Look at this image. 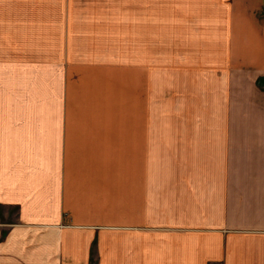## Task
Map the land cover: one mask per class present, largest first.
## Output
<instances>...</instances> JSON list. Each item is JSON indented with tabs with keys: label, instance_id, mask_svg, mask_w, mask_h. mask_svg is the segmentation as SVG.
<instances>
[{
	"label": "crops",
	"instance_id": "1",
	"mask_svg": "<svg viewBox=\"0 0 264 264\" xmlns=\"http://www.w3.org/2000/svg\"><path fill=\"white\" fill-rule=\"evenodd\" d=\"M154 1L0 0V264H264V0Z\"/></svg>",
	"mask_w": 264,
	"mask_h": 264
},
{
	"label": "rangeland",
	"instance_id": "2",
	"mask_svg": "<svg viewBox=\"0 0 264 264\" xmlns=\"http://www.w3.org/2000/svg\"><path fill=\"white\" fill-rule=\"evenodd\" d=\"M195 1L196 0H172V10L174 12H175V10H177V12H180L182 10V8H180V6L183 7V4H185L187 7L185 10L187 11L188 18L189 19L194 18L195 15L197 14V12H195L191 9L194 7ZM225 1L229 2L228 0H225ZM165 2L169 3V0H155L154 3H155L156 11H162L163 10L162 6ZM204 2H206V0ZM209 14H211V13H209ZM221 14L227 16V13L221 12ZM202 17L204 19L208 18V16H206V15L205 16L202 15ZM221 18H223L222 15H220V19ZM217 30L218 31L220 30V33H221L220 39L221 40L226 39L224 37V34L226 33V31H228V29L205 28L204 33H205V35H207L208 32L211 33V31H217ZM235 31H237V29ZM194 33L195 32L193 30V34ZM189 45H190V43H189ZM192 45H194V43H192ZM211 45H212V43H211ZM219 45H220V50H219L218 56L220 58L216 62L219 63V67L223 68V67L227 66L226 63L228 62V59H229V56H228V45L229 44L226 42H220ZM215 51H216V49H214V53H212V49L209 47V49H203L202 53L199 52L200 55L205 56V59H204L205 64H207V62H211L213 57H214V59L216 58L215 56H217V53ZM220 120L222 121V119H219V121ZM233 121H234V123L232 124V130L237 131V132L264 131V119H233ZM223 126H224L223 124H220L219 128L221 127V130H223ZM217 127L218 126H216V130H220ZM246 240H247L246 235H239L236 237L235 243L236 244H245V243H247V242H245Z\"/></svg>",
	"mask_w": 264,
	"mask_h": 264
}]
</instances>
